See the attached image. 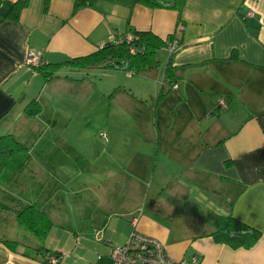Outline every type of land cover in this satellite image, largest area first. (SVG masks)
<instances>
[{
  "label": "crops",
  "instance_id": "crops-1",
  "mask_svg": "<svg viewBox=\"0 0 264 264\" xmlns=\"http://www.w3.org/2000/svg\"><path fill=\"white\" fill-rule=\"evenodd\" d=\"M21 1L0 0V137L28 148L22 169L0 181V264H43V253L59 264H112V248L132 230L174 261L264 264V0H182L180 9L151 0H26L15 11ZM136 31L179 48L169 54L165 44L156 53V72L115 71L118 156L106 167L46 133L85 114V70L62 67L45 81L25 58L31 52L42 66L61 64ZM32 101L41 112L27 116ZM197 189L217 197L219 209L195 200ZM191 201L200 223L175 218ZM25 205L53 224L43 241L17 221ZM229 217L260 232L251 248L214 242ZM15 221L32 240L8 232Z\"/></svg>",
  "mask_w": 264,
  "mask_h": 264
},
{
  "label": "trees",
  "instance_id": "trees-1",
  "mask_svg": "<svg viewBox=\"0 0 264 264\" xmlns=\"http://www.w3.org/2000/svg\"><path fill=\"white\" fill-rule=\"evenodd\" d=\"M147 3L153 7L180 9L182 0H175L172 3H160L151 0L147 1ZM25 5L26 0L17 2L14 4L13 9L19 11ZM130 34L134 37L132 42L107 43L88 56L75 58L61 64L41 65L36 69V72L45 81L55 79V73L62 67L76 70L102 68L107 72L123 71L132 74H141L149 71L156 72L159 69L156 53L165 47L166 42L150 32L136 31ZM121 35L125 36V34ZM132 49L136 51L133 54L130 52ZM164 77L168 81V86L171 87L173 85V75L169 62L164 69ZM161 95L162 93L160 92L159 96ZM40 112L41 107L35 101L30 102L25 109L27 116H35ZM69 152L74 154L71 149ZM27 159L28 148L24 144L11 135L0 137V181L10 182L14 175L22 169ZM15 215L18 223L39 241H43L46 238L53 225L48 216L35 205L22 206L16 210ZM211 236L214 242L224 244L231 249H249L259 240L261 234L256 229L229 217L223 221V225L218 227ZM4 243L9 248L16 245V242L12 241H5ZM49 256L57 257L56 255L43 253V264H47L46 259Z\"/></svg>",
  "mask_w": 264,
  "mask_h": 264
},
{
  "label": "rangeland",
  "instance_id": "rangeland-1",
  "mask_svg": "<svg viewBox=\"0 0 264 264\" xmlns=\"http://www.w3.org/2000/svg\"><path fill=\"white\" fill-rule=\"evenodd\" d=\"M160 55L159 57H162L165 53ZM82 73V77L88 80L86 87H84L85 90L81 91V94H86L85 99L87 101L85 108L82 110V113L85 114H78L72 119L70 118V123H66V129L63 132L62 130L59 131L57 127H53L47 128L46 133L59 136L67 145L88 157L95 164L115 167V155L118 156L115 151V71L103 72L98 69H90L82 71ZM101 134H104L105 137H100ZM27 144L31 147L29 139ZM110 177L109 175H101L98 178L104 182H111L113 177H111L112 179ZM62 192L66 193L67 190L62 189ZM193 197L195 200L201 199L203 204H209L212 209L218 208V198L207 196L200 189L193 192ZM182 208L185 211L177 212L175 218L182 219L185 216L187 219L186 224L189 221L201 222L195 217V212H192V208H194L192 201ZM178 224L177 222L176 225ZM13 229L8 232H15L24 237H18L17 240L25 242L24 239L28 238L26 237L27 233L18 228L16 221ZM29 240L32 239L28 238Z\"/></svg>",
  "mask_w": 264,
  "mask_h": 264
},
{
  "label": "built area",
  "instance_id": "built-area-1",
  "mask_svg": "<svg viewBox=\"0 0 264 264\" xmlns=\"http://www.w3.org/2000/svg\"><path fill=\"white\" fill-rule=\"evenodd\" d=\"M134 37L131 34H114L110 37L109 43L118 44L122 42H132ZM169 54H173L179 48L177 40H171L166 44ZM132 54L135 50L130 51ZM25 64L32 68H39L41 58L29 52L25 58ZM219 107H225V103L222 100L218 101ZM105 137L104 134L100 135ZM112 264H198V259L193 258L191 261H174L166 253L163 246L155 239L139 234L132 230L126 240L121 246H115L110 252ZM47 264H59V258L54 256L47 257Z\"/></svg>",
  "mask_w": 264,
  "mask_h": 264
}]
</instances>
